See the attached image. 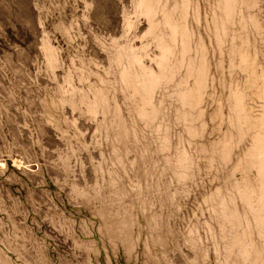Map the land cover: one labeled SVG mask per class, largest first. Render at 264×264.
I'll list each match as a JSON object with an SVG mask.
<instances>
[{
    "label": "rangeland",
    "instance_id": "obj_1",
    "mask_svg": "<svg viewBox=\"0 0 264 264\" xmlns=\"http://www.w3.org/2000/svg\"><path fill=\"white\" fill-rule=\"evenodd\" d=\"M0 264H264V0H0Z\"/></svg>",
    "mask_w": 264,
    "mask_h": 264
}]
</instances>
